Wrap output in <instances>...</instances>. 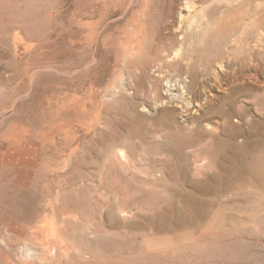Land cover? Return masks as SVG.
I'll list each match as a JSON object with an SVG mask.
<instances>
[{"label": "rangeland", "instance_id": "1", "mask_svg": "<svg viewBox=\"0 0 264 264\" xmlns=\"http://www.w3.org/2000/svg\"><path fill=\"white\" fill-rule=\"evenodd\" d=\"M122 1V4H118L119 8H108L107 14L105 13L106 23L101 28L103 30H100L102 35L99 34L101 36L98 35L95 41H91L87 35L88 30L81 27L86 20L88 0H23L21 15L6 14L8 18L3 19L4 28L0 31V131L10 122H14L28 127L34 132L36 139L53 134L57 143L63 135L60 132L64 130L71 131L78 138L81 144L66 166L65 172L69 178L60 180L59 186L52 190L59 189L62 205L75 214L71 227L82 242H86L88 251L109 258H126L134 254L140 260L138 264H264V151L259 149L260 141L264 140V133H261L259 127L264 126V0H149L148 8L139 0ZM187 2L194 6L192 15L195 13L194 9H205L201 33H198L195 40L189 39L191 33L189 35L186 30L183 32L186 28L183 27L185 24L181 14L189 13ZM15 21L23 24V44L17 49L12 42L17 30ZM169 36L176 41L175 45ZM259 36L262 40L258 39ZM129 38L141 45L138 47L131 41L135 45L134 51L123 53L121 45L118 44L125 43ZM181 42L182 46L179 44ZM171 51L183 63L188 58H191V64L204 62V59L208 64L212 61L210 65L223 61L226 69L217 71L221 77L230 78L237 74L244 77L247 84L254 82L256 75L259 77V97L245 99L249 110L246 120L243 118L240 123L243 131L241 128V132L234 136L235 139L227 135L233 137L230 139L225 136L226 133L224 135L221 132L224 126L219 116L210 122L214 126V133L220 137V143L221 140V144L225 141L228 143L226 152H218L216 155L198 153V146L186 148L185 154L188 157L184 158L185 161L178 159L177 154V157L175 154L172 157L171 154L159 153L158 149L164 145L162 143H166V138H163L165 131H155L154 129L162 128L156 126L154 120L160 118L162 109L172 107L173 101L166 98L164 102L157 101V90H163L161 93L165 95L167 87L158 77L156 69L160 61H167L165 57ZM172 53L170 55L173 57ZM171 63L176 65L177 62L174 60ZM250 74L251 78H248ZM224 82L231 83L226 80ZM126 86L130 89V94L125 91ZM173 91L177 92L176 89ZM214 92L223 93L218 87H214ZM63 102L70 103L68 110H59L61 113L58 116L54 111L52 115V111ZM76 106L80 108L78 112L73 108ZM50 107L52 108L49 109ZM55 118L57 121H54ZM254 120L259 121V125L255 127L260 129L255 130ZM55 123L59 125L60 134L57 130V133L54 131L57 125ZM134 128H141L144 132L148 130L150 133L144 140H129L126 145L132 165L129 168L116 159V162L112 161L115 164H112L103 155L105 149L100 148L107 141L133 137ZM42 130L45 134L40 136L39 132H43ZM63 146L59 148L62 151H55L54 148L49 149V152L46 150L53 155L50 164L54 167L63 164V158L68 157L65 155L69 150L65 151ZM231 147L238 149L237 157L235 156L237 164L258 169L260 183L244 190L236 186L230 192L225 190L227 173L222 164H227L226 160L230 157L234 159V153H230ZM47 152L45 155L48 156ZM145 152L154 154L146 155ZM87 172L90 175L85 185L77 181L86 176ZM115 174L118 177H114ZM12 175L9 171L0 175L2 236H7V233L1 227L9 221L16 220L26 224L35 221L40 211L39 202L44 195L42 185L34 184L30 189L17 187ZM218 175L220 176L216 177ZM207 186H210L209 189ZM181 196H190L192 204L196 203V199L208 202L203 204L211 211V216L207 219L201 218V221L188 225L181 232L156 231L150 225L151 218H158L157 214L169 211L172 221L178 220L179 208L183 206ZM169 199L176 204L174 209L171 208ZM109 213L117 217V227L108 222ZM0 244V251H9L4 243L0 241ZM147 256L149 259L142 261V257Z\"/></svg>", "mask_w": 264, "mask_h": 264}, {"label": "bare ground", "instance_id": "2", "mask_svg": "<svg viewBox=\"0 0 264 264\" xmlns=\"http://www.w3.org/2000/svg\"><path fill=\"white\" fill-rule=\"evenodd\" d=\"M120 1H122V0H88V9H87V12L85 11L86 12V14H85L86 20H84L85 22L83 21L84 24H83V26L81 25V27H84L88 30L89 33L88 34L85 33V34L89 35L88 37H89V39L91 38V41L94 40L95 38H97V36L99 34L102 35L101 31L103 29L101 30V28L104 26L105 19H107L105 17V13L107 14L108 8L112 7V6H118V4L121 3ZM139 1H141L143 3L142 4L139 2L140 4H142L148 8L149 2H150L149 0H143V1L139 0ZM187 4L188 5H186V7H187L189 13L188 14H186V13L181 14L182 22L185 24L183 27L186 28V29H183V32H185L184 30H186L187 32H189L188 33L189 35L191 33V37H189V39L191 38L193 40L195 37H197L198 33H201V31H200L202 28L201 27V25H202L201 21L205 17L206 14L204 12L205 9L204 10L203 9L198 10V8H197L196 9L197 11L194 9L195 13L192 15L191 11H193L192 9L194 6L192 4H190L189 2H187ZM119 6H118V8H119ZM113 8L114 7H112V9ZM109 10H111V8ZM22 12H23V0H15V1H13V0H0V28L2 29L0 31H3V28H4L3 19L6 17V14L10 15V13H11V15H12V13H13V15H14L16 13V15H21ZM111 13L112 12H110V14ZM6 18H8V17H6ZM7 21H8V19H7ZM106 21H108V20H106ZM7 23H9V22H7ZM14 25H15L17 30L13 35L12 42L15 44V49H17L20 45L23 44V33H22L23 32V24L19 21H15ZM177 26H179V25L177 24ZM84 28H82V29H84ZM172 28H173V26H172ZM108 31H109V29H108ZM177 32H179V31H177ZM187 32L185 34H187ZM101 35H99V37ZM167 35H169V34H167ZM133 36H135V35H133ZM171 36H169V37H171ZM99 37H98V39H100ZM182 37L183 36H181V38ZM173 38H172V41L174 40ZM177 38H178V36H177ZM258 39H260V36ZM260 40H262V38ZM94 41H93V44H94ZM104 41H106V39H104ZM131 41H133V40H131V38H129L128 40L126 39L125 43L120 42L124 45L118 44V45H121L123 53L125 51H134L135 45L133 46L131 44L132 43ZM187 41L190 42L188 39H187ZM137 42L135 41L134 43L136 44ZM89 43H92V42H90V40H89ZM99 43H100V40H99ZM175 43H176V41L174 42V45H175ZM184 43H186V42L184 41ZM41 44L43 45L44 43L42 42ZM137 44H139V42ZM137 44H136V46L140 47L141 44L140 45H137ZM179 44H181L180 46H182L183 42H181ZM190 44H192V43H190ZM246 44L247 43H245V45ZM259 44H261V43L259 42ZM49 45H50V43H49ZM187 45L188 44L186 43V46ZM32 46H34V45H32ZM105 46L106 45H104V47ZM252 48H254V46ZM178 49H179V46L177 47V50ZM255 49H256V47H255ZM261 51L262 50H260V52ZM173 52H175V51H173ZM170 53H172V51L169 52V54L165 57V58H167L166 62L163 61L161 63L160 60L163 58L158 60V62L160 61L159 62L160 64L157 65L158 68L156 69L157 70L156 73H157L158 77H160V79H162V83L166 84V87H167V91L165 92L166 96L164 95V93H161L163 90L160 92L159 89L156 88V90L158 89L157 94H156V95H158L157 101L158 102L159 101L164 102L165 98L171 99V102L173 101L172 107H167L165 109H162V115L160 116V118H156L154 120L155 125L160 126L162 128V129L159 128V129H154V130L155 131H157V130L158 131H162V130L165 131L163 134V136H164L163 138H166V140H165L166 143H162L164 145L159 148L161 150L158 149L159 153H161V154L164 153V155H165V153L171 154V156H172V154L173 155L175 154V156L177 154V156L179 157L178 159L182 160L187 156L185 154L186 148H194V147L198 146L199 147L198 153L199 152H202V153L206 152V154H216L217 155L218 152H219V154H220V152L221 153L226 152V150H228V147H227L228 143L226 144L225 143L226 141H225L223 144H221L222 140L220 143V141H219L220 137L218 138V135L214 133V129H213L214 126H211L210 122L215 117L219 116L220 119L223 120V126H224L222 128L223 131H221V132H224L223 133L224 135L226 133L225 136H227V135L233 136V137L237 136L239 134V132H241V128H242L240 126V123L242 122L243 118H245V120H246L247 117H245V116L247 115L248 110H249L248 104H247L245 99L247 97L252 98L253 96L255 98L259 97L258 96L259 94L257 93V89H258L257 88V86H258L257 82H258L259 77L257 75L255 77L253 76L255 81L250 82L248 84L244 82V80H243L244 77L239 76L237 74H233L230 78L228 76L221 77V75L219 74L220 72L217 73V71L226 69L225 64L221 60L220 61L218 60L219 62H217V63L215 62L216 65H210V64H212V61L210 62V64H208L209 62L207 60L205 61V59H204V62L200 61V63H198V64L197 63L191 64V62H190L191 58H188L187 61H185L186 63H183L182 60H180L181 62H179L178 56H175V54L172 53V54H174L172 57L170 55ZM203 58H205V57H203ZM153 59H155V58H153ZM174 60H176V62H177L176 65L174 64L176 67L171 63L172 61L174 63ZM228 60H230V59H228ZM90 62H92V61L90 60ZM167 62H169V63H167ZM180 63H182V64L179 65ZM148 64H151V63H148ZM145 68H147V67H145ZM37 69H40V68H37ZM143 70H145V69L143 68ZM40 71H41V69H40ZM144 74H143V77L145 76ZM121 78H123V77H121ZM137 78H139V77H137ZM248 78H251V74L248 76ZM224 80H226V82L229 81L231 83L226 84L224 82ZM228 85H229V87H227ZM142 86H143V88L145 87L144 85H142ZM127 87L128 86L124 87V89H125V91H128L130 94L131 93L129 91L130 89H128ZM214 87H218L219 91L222 90L223 93L222 94L215 93ZM161 88L162 89L164 88V90H165V87L162 86ZM161 88H160V90H161ZM110 89H112V88H110ZM175 89L177 90V92L173 91ZM153 94H155V93L153 92ZM260 96L262 97V95H260ZM123 97H125V95ZM96 99H97V97H96ZM262 99H264V98H262ZM254 100H256V99H254ZM56 103H54V104H56ZM68 104H70V103H68ZM68 104L66 102L65 103L63 102V104L61 106H59V107L57 106V109H55L53 111L51 110L52 111L51 114L53 115L54 111L56 112L55 115L61 113L62 112L61 110L67 111L68 110L67 106H70ZM160 104H162V103H160ZM163 105H165V103ZM80 106H81V104H80ZM52 107H53V104H52ZM52 107H50L49 109H51ZM76 107H73V108H75L74 110L76 112H78V109H80V108L79 107L76 108ZM81 107H83V105ZM127 109H129V108H127ZM59 110L61 112H59ZM179 115H181V116L179 117ZM142 118H143V116H142ZM54 121H57V118H55ZM0 122H2V120H0ZM257 122L259 123V121H257ZM257 122H256V120L253 121V127L255 128V130H256V128H258L255 126L259 125ZM55 124H57V123H55ZM55 124H54V126H55ZM1 125L2 124H0V126ZM58 127H59V125L57 124L55 126L54 131L57 130V132H58ZM259 127L262 130L261 133H264V126L260 125ZM260 128H258V129H260ZM242 131H243V128H242ZM0 132H1L0 133V175L5 171H9V173H13L12 176L15 179V183H16L17 187L19 186L20 188H23V189H30L31 187L34 186V184L39 185V186L42 185V190L44 191V195L41 197L42 200H40V202H39L40 206L38 205L40 207L39 208L40 211L38 212L37 218L35 219V221H29L28 222L29 224L27 223L28 225L26 223L19 222L16 220H12L11 222L9 221V223H7V224L3 223L4 225L1 227V229H3L7 233L6 234L7 236L0 235V241H1V243H4V245L8 248L9 251L8 252L0 251V264H138V262H140V260H137V258L135 257L134 254L128 255L126 258H121V257L120 258H118V257L109 258V257L102 256V255H96V254L88 251L86 249L87 248L86 242L85 243L82 242L83 240H81V238L78 236L77 232L71 227L72 221H75V218H74L75 214H73L72 210H67L62 205V198L60 196L59 189H57V190L54 189L55 191L52 190L53 187L59 186V183L62 181L63 178H66V179L69 178V177L67 178V176H66L68 174L65 172L66 166L69 164L68 162L73 157L72 155H74L75 150L77 149L78 145L81 144L80 141L78 140V138H75L74 134H72L71 131L64 130L63 132H60L63 135L62 136L60 135L61 137L58 141L59 144H58V142L56 143V140L54 139L55 135H53V134H49V135L39 137V138L37 137L38 139H36L34 132H31V130L28 127H25L21 124H17L14 122H10ZM57 132L55 131V133H57ZM149 133L150 132L148 130H147V132H144L141 128H134V130H133L134 136L133 137L132 136H130V138L125 137V138H122L119 140H115L114 142L107 141L108 143H104L100 149H102V150L105 149V153L103 155L107 159L111 160V162L116 159L121 164L128 166L130 168V166L132 164H131V159H130V156L128 154V149H127L126 145H128L129 140L130 141L132 140L133 142H134V140H137V141L138 140L142 141V139L144 140V138H146V136ZM44 134H45V131L39 132L40 136H42ZM254 135H255V133H254ZM229 136H227V137H229ZM251 137H253V136H251ZM232 138H230V139H232ZM233 139H235V137ZM250 141H248V142H250ZM93 142H95V141H93ZM229 144H230V142H229ZM259 144H260V146L258 145L260 147L259 149L264 151V140H261ZM62 146H63V148H65V151L67 149L69 150V153L65 155L68 157H67V159H64L66 157L63 158V160H64L63 164H61V165L57 164L58 166L54 167L50 164V160L52 159L53 155H50L48 153L49 149L54 148L55 151H58V150H61L59 148ZM231 146H233V145L231 144ZM241 148H239V150ZM46 150H48V152ZM230 150H232L230 153H232V152L234 153V156H233L234 159L232 157H230L232 159L228 158V160H226L227 164H225V165L222 164L223 169L227 173L226 174V180L224 182L225 183L224 184L225 190L227 192H230L232 190L233 186L234 187L236 186V188H238V189L242 188L244 190V189H247L248 186H252V185H256V184L260 183L261 179L259 178L258 169H253V167L250 168L249 166H245V165H244V167L243 166L241 167L239 165L240 163L237 164V158H236L237 157L236 155L238 154L237 147H231ZM45 151L49 154L48 156L45 155V153H46ZM101 152H103V151H101ZM195 153H196V151H195ZM153 154H151V152H150V154L146 153V155H153ZM199 155H198V157H199ZM175 156H174V158H175ZM116 160H115V162H116ZM240 160H241V158H240ZM184 161H185V159H184ZM109 163H110V161H109ZM112 164H115V163L112 162ZM97 166H99V165H97ZM109 166H111V165H109ZM113 166L114 165H112V167ZM253 166H255V165H253ZM107 168H109V167L107 166ZM180 168L184 169L182 165H180ZM90 172H91V170H90ZM105 172H107V171L105 170ZM105 172H104V175L106 176L107 174H105ZM113 173H115V172H113ZM173 173H176V171H174ZM85 174H87V175L82 176V177L80 175L79 177H81V178L79 180L76 179L77 181H80L84 185L86 184L87 178L90 175V174L88 175V172ZM168 175L170 177V174H168ZM12 176H10V177H12ZM113 176L116 177L117 175L115 174ZM161 176H162V174H161ZM219 176L220 175H218L216 177H219ZM111 177H109V178H111ZM152 177H154V176H152ZM93 178H96V177H93ZM177 178H178V175H177ZM105 179L107 180V177H105ZM163 179H165V178H163ZM92 181H93V179H92ZM112 182H114V181H112ZM214 182H216V180ZM96 183H97V181H96ZM202 183H203V181H202ZM82 185H80V186H82ZM199 186H200V184H199ZM202 186H203V184H202ZM209 187L207 189H209ZM258 187L262 188V186L261 187L258 186ZM85 188H87V186ZM89 188L90 187H88V189ZM256 191H260V190H256ZM91 194H92V192H91ZM176 194H177V196H179L178 193H176ZM260 195H261V192H260ZM133 196H134V194H133ZM238 196H240V195L238 194ZM245 196L247 198L248 195L245 194ZM256 196H258V195H256ZM190 198H191L190 196H181L180 197V200L183 202L182 203L183 206L179 208V217L177 218L178 220H175L174 219L175 217H173L174 220L172 221V219L170 217V212L169 211H163L159 215L157 214L158 218H151L150 225L152 227H154L156 229V231L157 230H158V232L161 231V233L162 232L177 233V232H181L182 230H185V228H187L188 225L195 224L198 220L201 221V218L207 219L211 216V213H210L211 211L208 210L207 206L203 204L206 202H200V200L196 199V203L192 204ZM207 200H209V199H207ZM87 202H88V200H87ZM169 202H170L171 208L174 209L176 204H173L172 199H169ZM101 211H102V209H101ZM177 211H178V209H177ZM122 212H124V211H121V213ZM126 213H123V214H126ZM173 213L175 216L174 211H173ZM116 218H115L113 213H111L108 216V222L111 223V226L116 225V227H117L118 222H117ZM189 233H191V232L189 231ZM193 234H194V231H193ZM90 237H91V235H90ZM101 237L102 236H100V238ZM105 237L103 239H105ZM149 256L142 257L143 258L142 261L149 259L148 258Z\"/></svg>", "mask_w": 264, "mask_h": 264}]
</instances>
